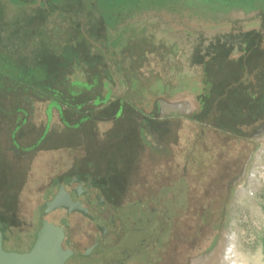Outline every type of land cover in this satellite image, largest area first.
<instances>
[{
	"label": "flooded vegetation",
	"instance_id": "af4514ba",
	"mask_svg": "<svg viewBox=\"0 0 264 264\" xmlns=\"http://www.w3.org/2000/svg\"><path fill=\"white\" fill-rule=\"evenodd\" d=\"M239 10L243 19L252 12L264 13L261 8ZM263 33L260 28H244L236 40L227 36L210 47L193 44L169 74L156 77L157 86L136 87L143 101L136 96L138 102L132 105L120 101L135 92L126 82L100 71L74 75L84 74L92 81L93 74L104 73L92 91L79 95L84 99L81 114L87 117L82 125L97 133L94 144L84 137L75 146L80 151L74 163L58 168L60 172L43 186V208L63 183L72 187L81 208V220L59 224L66 247L74 252L65 264H205L226 228L235 183L249 157L246 143L252 135L260 139L264 133ZM173 37L176 53L182 39ZM166 46L170 45L164 42ZM104 78L112 81L108 100ZM98 94L101 100L95 103ZM216 110H221V117L208 119ZM10 121L0 124V185L16 189L23 179L16 174L21 171L17 154L71 146L66 140H56L60 143L54 146L55 137L37 143L46 123L35 135L37 125L19 127ZM256 121L258 127L249 138L240 133L241 125ZM185 126L194 135L182 142ZM4 205L0 201L4 249L29 251L39 227L32 237L15 244L17 214Z\"/></svg>",
	"mask_w": 264,
	"mask_h": 264
},
{
	"label": "rangeland",
	"instance_id": "374dc122",
	"mask_svg": "<svg viewBox=\"0 0 264 264\" xmlns=\"http://www.w3.org/2000/svg\"><path fill=\"white\" fill-rule=\"evenodd\" d=\"M243 15L238 9L207 15L199 8L151 6L123 15L114 9L107 10L103 16L96 0H0V124L1 120L9 119L19 127L37 125L36 135L46 123L37 143L55 137L54 146L61 140L69 141L71 146L63 150L54 147L50 149L52 152L43 149L30 156L17 154L21 171L16 174L24 179L21 187L0 185L4 209L17 214V225L12 228L14 243L18 244L19 238L32 237L37 231L45 200L43 186L60 168L74 163L80 151L75 146L88 136L85 140L94 144L97 133L93 127L82 125L87 117L81 114L84 99L80 92L92 91L107 73L136 92L128 93L121 103L135 104L136 96L142 102L141 91L136 87L145 83L157 86L156 77L169 74L176 59L181 60V54L187 55L193 44L210 47L212 42L227 36L238 39L244 28L264 30V13L252 12L246 19ZM179 27L183 29L180 33ZM173 34L182 39L177 43L178 48L181 43V49L176 53L171 48ZM164 42L170 46L163 47ZM81 70L104 73H95L92 81H88L84 74L74 76ZM105 81L104 97L108 100L113 95L109 88L112 81L108 78ZM100 100L98 94L94 102ZM220 117L221 110L207 116L211 120ZM258 124L256 121L241 125L240 133L249 138ZM18 126L13 132H17ZM190 135H194L193 129L183 127L182 142ZM252 136L250 143H246L249 157L241 175L254 168L257 152L264 148V133L260 139ZM262 159L260 168L264 171V153ZM240 177L237 182L243 176ZM260 186L255 195L241 201H235V193L225 228L237 233L236 248L252 264H264V181ZM222 256L218 258L220 264H229Z\"/></svg>",
	"mask_w": 264,
	"mask_h": 264
},
{
	"label": "water",
	"instance_id": "95a60500",
	"mask_svg": "<svg viewBox=\"0 0 264 264\" xmlns=\"http://www.w3.org/2000/svg\"><path fill=\"white\" fill-rule=\"evenodd\" d=\"M76 198V193L69 184L63 183L60 186L55 197L45 203L35 243L27 252L4 249L3 232L0 228V264H65L74 252L66 247L59 224L63 220H81L78 212L81 208L75 202Z\"/></svg>",
	"mask_w": 264,
	"mask_h": 264
},
{
	"label": "trees",
	"instance_id": "16d2710c",
	"mask_svg": "<svg viewBox=\"0 0 264 264\" xmlns=\"http://www.w3.org/2000/svg\"><path fill=\"white\" fill-rule=\"evenodd\" d=\"M102 15L107 10H116L117 14L123 15L131 11L153 7H189L203 9L207 15L223 14L231 10L244 8L264 9V0H96ZM218 13V14H217ZM106 18V17H105ZM108 24V22H106Z\"/></svg>",
	"mask_w": 264,
	"mask_h": 264
},
{
	"label": "bare ground",
	"instance_id": "6f19581e",
	"mask_svg": "<svg viewBox=\"0 0 264 264\" xmlns=\"http://www.w3.org/2000/svg\"><path fill=\"white\" fill-rule=\"evenodd\" d=\"M264 139V138H263ZM264 148L259 149L257 152V159L254 161V168L248 173L246 172L243 177L235 184L237 188L235 201H241L244 197L248 198L255 195L257 188L264 181V171L261 170L260 164L263 163ZM245 172V171H244ZM246 183L248 186H246ZM261 187V186H260ZM237 233L236 232H224V237L221 242L217 244V248L209 254L205 264H220L218 258L223 254L222 259L226 260L229 264H252L244 259L241 252L236 248ZM222 262V261H221ZM202 263V262H201ZM256 264V263H254Z\"/></svg>",
	"mask_w": 264,
	"mask_h": 264
},
{
	"label": "crops",
	"instance_id": "0c3cea01",
	"mask_svg": "<svg viewBox=\"0 0 264 264\" xmlns=\"http://www.w3.org/2000/svg\"><path fill=\"white\" fill-rule=\"evenodd\" d=\"M82 72H83V70H81L80 72H78V74H79V73H82ZM76 74H77V73H75L74 75H76Z\"/></svg>",
	"mask_w": 264,
	"mask_h": 264
}]
</instances>
